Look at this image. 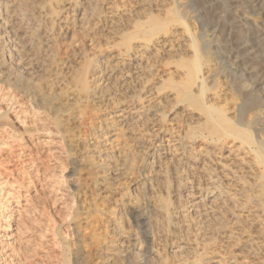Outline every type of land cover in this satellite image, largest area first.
<instances>
[{
  "label": "bare ground",
  "instance_id": "1",
  "mask_svg": "<svg viewBox=\"0 0 264 264\" xmlns=\"http://www.w3.org/2000/svg\"><path fill=\"white\" fill-rule=\"evenodd\" d=\"M189 9L0 0V200L81 264H264V107Z\"/></svg>",
  "mask_w": 264,
  "mask_h": 264
},
{
  "label": "rangeland",
  "instance_id": "2",
  "mask_svg": "<svg viewBox=\"0 0 264 264\" xmlns=\"http://www.w3.org/2000/svg\"><path fill=\"white\" fill-rule=\"evenodd\" d=\"M186 1L189 4V10L193 17L186 18L185 22L187 23L189 21L187 24L189 27L191 26L190 24H192L193 27L191 26L190 28L193 29L197 28L200 24H204V26L209 29L210 38L213 41V45L215 44L213 47L214 49L216 48L215 50L219 56L218 61L222 64L218 70L219 73L217 72V75H215L209 85L219 86L227 83L228 85L226 86H228L229 89L231 87L233 90L237 77L229 70V65H244L245 68L241 65L239 67L241 69L251 70V72H244L245 78H249L246 79L247 83L254 82L252 84L255 85V91L259 94V96L256 97V104L260 110L264 107V0ZM4 41L6 45H9L7 40L4 39ZM221 59L226 64H224ZM248 66L250 69L247 68ZM216 80L220 81L216 83ZM232 92H235V97L240 100V95L234 90ZM261 102L263 104H261ZM10 114L12 113H9V115ZM263 116L264 113H262L261 116V120L264 122ZM9 118L13 119V115H10ZM69 172L70 170L68 167L64 172L66 175H64V177L67 178L63 183V188L67 190L68 194L72 195L74 193V186L72 185L73 181L71 177L68 176L70 175ZM32 195H35L33 191ZM8 200H0V203L4 202L2 205L0 204V264H30L32 260L35 263L31 262V264H81L82 259L80 255H75L70 250L66 255L61 254L62 246L59 243L60 241H58V235L55 237L57 245L56 242L53 243L47 240V237L42 236V232L37 228L38 226L36 223L31 222L32 218H28L31 217L32 214L38 215L37 210L35 211L31 206L29 207V204L25 203L23 198H19V202H17L16 198H10ZM132 215L133 214H131L130 217L131 219L133 218V228L136 229L139 234H142L143 229L135 226V219ZM65 236L68 241H75V236L71 235L70 232L65 234ZM30 244H32V246ZM17 252H19V254ZM30 255L31 257H29ZM42 256L43 258H40ZM27 258H29L28 261Z\"/></svg>",
  "mask_w": 264,
  "mask_h": 264
}]
</instances>
